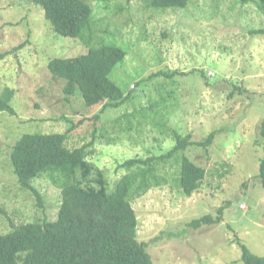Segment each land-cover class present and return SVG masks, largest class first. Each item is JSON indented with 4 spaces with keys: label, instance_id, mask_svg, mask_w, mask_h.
Segmentation results:
<instances>
[{
    "label": "rangeland",
    "instance_id": "1",
    "mask_svg": "<svg viewBox=\"0 0 264 264\" xmlns=\"http://www.w3.org/2000/svg\"><path fill=\"white\" fill-rule=\"evenodd\" d=\"M86 1L94 10L90 44L89 32L57 34L34 0H0V53L9 52L0 59V98L14 90L9 103L15 110L0 111V206L7 212L0 213V233L11 231V222L54 220L62 201L61 185L47 173L33 181L47 213L34 192L19 185L10 152L24 133L73 128L69 148L93 142L87 163L95 166L92 172L91 165L81 166L80 178H96L100 169L114 184L127 172L118 168L123 161L170 151L175 128L191 133L196 143L185 152L206 175L186 195L179 164L168 159L158 165L167 183L133 200L137 239L149 242L154 264H245L239 242L264 255V34L251 32L264 27V14L240 0H190L181 10L157 9L150 0ZM101 42L127 53L110 76L130 95L122 107L104 111L103 104L87 107L79 91L66 94V81L48 67L54 57L77 56ZM161 70L176 71L175 84L145 80ZM126 113L131 122L117 120ZM211 133V144H197ZM221 206L220 222L190 226L206 214L216 219Z\"/></svg>",
    "mask_w": 264,
    "mask_h": 264
},
{
    "label": "trees",
    "instance_id": "2",
    "mask_svg": "<svg viewBox=\"0 0 264 264\" xmlns=\"http://www.w3.org/2000/svg\"><path fill=\"white\" fill-rule=\"evenodd\" d=\"M44 8L54 31L65 37H86L91 42L93 34V6L86 0H34ZM190 0H150L157 9H184ZM242 4L252 3L264 14V0H240ZM254 34H264V27L251 30ZM98 44V43H97ZM86 53L72 57H54L48 67L53 75L66 81L64 92L74 95L80 92L87 107L103 104L106 108L122 107L130 99L111 78L113 68L125 61L126 52L119 46L100 43ZM11 52V51H10ZM9 52L0 53V59ZM176 71H155L145 80L174 78ZM165 80V79H164ZM135 86V85H134ZM240 89V88H238ZM173 91V90H172ZM14 92V90H13ZM8 92L0 98V111L15 114L10 105ZM240 92L243 90L240 89ZM99 115L93 116L97 121ZM129 113L119 118L129 122ZM73 128L62 133H24L12 146L10 160L19 185L34 192L39 206L46 203L33 181L44 174L62 188V201L57 217L15 224L7 233H0V264H154L148 251L149 242L137 239L139 220L133 207V200L147 193L151 188L165 185L167 180L158 172V165L175 158L180 172L178 184L186 195L198 190L206 175L204 167L196 164L185 150L193 143L191 133L183 135L171 128L176 145L167 153L147 158L137 156L118 165L125 169L114 184H111L103 170H96V178H80L77 172L87 163L93 153L89 148L93 142L80 147L69 148L66 140ZM97 130L98 127L96 126ZM95 130V132H96ZM264 147V120L261 128ZM215 133L198 145H209ZM259 177L264 187V156L260 159ZM91 180V185L84 183ZM0 213L6 210L0 206ZM218 217L211 214L193 219L189 224L200 227L203 224L222 220L223 207L218 209ZM155 239V238H154ZM242 260L245 264H264V255L251 251L239 242Z\"/></svg>",
    "mask_w": 264,
    "mask_h": 264
}]
</instances>
